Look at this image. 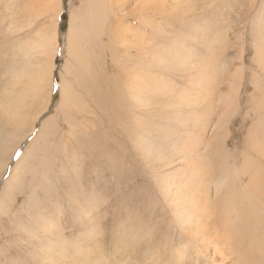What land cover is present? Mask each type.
I'll return each instance as SVG.
<instances>
[{
    "label": "rangeland",
    "instance_id": "1",
    "mask_svg": "<svg viewBox=\"0 0 264 264\" xmlns=\"http://www.w3.org/2000/svg\"><path fill=\"white\" fill-rule=\"evenodd\" d=\"M40 1L0 0V135L14 133L3 143L10 149L0 170V264H142L131 253L130 261L117 260L115 251L116 227L131 211L158 220L175 247L185 234L164 199L172 174L178 188L192 181L183 190L199 192L201 204L215 196L212 182L226 176L220 206L235 192L231 206L243 211H229L227 223L214 210L205 213L234 247L223 264H264V220L252 210L260 197L253 176L264 178L255 170L264 166V0H61L52 64V48L35 47L53 27L52 8ZM70 14L81 32L74 51ZM32 86L47 106L33 128H9ZM231 86L233 114L223 104ZM196 239L203 261L214 245ZM168 246L167 256L162 249L156 256L173 264Z\"/></svg>",
    "mask_w": 264,
    "mask_h": 264
},
{
    "label": "bare ground",
    "instance_id": "2",
    "mask_svg": "<svg viewBox=\"0 0 264 264\" xmlns=\"http://www.w3.org/2000/svg\"><path fill=\"white\" fill-rule=\"evenodd\" d=\"M93 1L94 0H92V2ZM103 1H105V0H103ZM89 2L91 3V1H89ZM97 4H98V1H97ZM39 5L45 11L49 10V8H52V13H53V23L52 24H53V27H52V31H50V32H48V30H47V32L42 31L41 37H39L36 40V42H35V47H36V49L38 51H42V52H45L44 50L46 48H50L51 47L52 48V54H53V56H52L51 53H50V55L52 56V58H51V64H52L53 63V59H54V53L56 51L57 42H58V41H56L57 35H58V21H57V16L60 13L61 0H42V1L39 2ZM26 6H28V4H26ZM29 6L31 8H34L35 7L37 11H38V9H40L39 6H38V2L37 3L30 2ZM93 10H95V9H93ZM43 13H44V11H43ZM91 13H93V12H91ZM96 13H97V11H96ZM71 14H70V16H71ZM95 14L93 13L94 16H95ZM79 16H82V14L79 15ZM69 18H71V20H70V24H69V28H68L67 38H68V42L71 44V46L69 47V50L71 51V49L73 50L75 48V45H76L75 43L77 42V39H78L76 32H79L77 30V28H79V26H78L79 20H77V17L75 15H72ZM114 27L117 28L118 26H114ZM50 29L51 28H49V30ZM121 29H122V27H121ZM79 33H81V32H79ZM69 50L67 49V51H69ZM74 56L72 58L74 59V61H76L75 59L76 58L78 59L79 57L76 56V58H75ZM50 66L51 65H49V69H48V73H47V85H48L49 79L51 80V72H52V70H51V67ZM141 69L142 68L140 67V70ZM138 74H139V71H138ZM132 75L133 74H131V77H132ZM130 79H132V81H133V79H135V78L133 77V78H130ZM141 79L139 80V81H141V84L143 86L146 85L145 84L146 77L143 78L142 80ZM130 82H131V80H130ZM63 83H64V81H63ZM128 85L130 86L129 83H128ZM10 87H12V84H11ZM69 87L71 88L70 85L68 86V89H69ZM133 87H136V86H133ZM140 87H142V86H140ZM130 88H131V86H130ZM9 89H11V88H9ZM128 89H129V87H128ZM60 91H62L61 92L62 93L61 96H62L63 100H65L66 99V86L64 84L61 86V90ZM71 91H72V89H71ZM135 92L138 94L137 90H135ZM135 92H134V94H136ZM67 93L70 94L71 92L70 93L67 92ZM41 96L42 95L40 94V91H38L37 86H32V88H30V90L27 91L25 97L22 100L20 99L19 105L17 106L18 108H16V110L13 113L11 112L12 113L11 114L12 116L10 114H8V115H10V117L7 120V125L9 126V128H11V127L12 128H14V127L17 128L18 126H22V125H29L30 126L29 129L30 128H33L36 120L43 113V110L45 109V106H47V100L45 99V97H41ZM131 97H132V95H131ZM231 98H232V101L229 100ZM225 99L226 100H229L231 102H227V104H226V100H224L225 103H223L221 101V103L225 104V107L224 108L227 110V112L229 110L233 111V109L235 107V101H236V89H235L234 86H231L230 87V91L228 92V95L225 96ZM222 100H223V98H222ZM28 101L30 102V104L28 103ZM136 101H138V100H136ZM217 101H219V100H217ZM36 103H37V107L39 106V108H40L37 111H36V108L37 107L34 108V110L31 108V104L32 105H35ZM222 106H224V105H222ZM12 107H13V105H12ZM231 111L228 112V113H231ZM4 113H6V110H5ZM7 113H8V111H7ZM231 114H233V113H231ZM220 115H222V114H220ZM5 120H6V118H5ZM223 120H224V118H221V119L219 118V121L218 122H221L222 123ZM42 128H43V125H42ZM220 128H222V127H220ZM2 129H3V127H2ZM15 130L17 131V130H22V129L17 128ZM15 130H13V131H15ZM16 131H15V133H16ZM26 132H27V130H26ZM13 135H14V133L12 132V130L9 131L7 134H4L3 137H2V135H0V156H2L0 158V170H2V168H4L5 165H6V160L8 159L9 149H10V148H8V146L3 145V143L9 142L8 140L10 138H12ZM18 137L20 138V140H18L17 143H20L21 138H23V137H20V134H19ZM12 140H14V139H12ZM34 140H36V139H34ZM35 143H36V141H35ZM15 145L16 144L11 145V147H14ZM260 151H261V149H260ZM24 154H26V153H24ZM29 154H30V152H29ZM261 156H263V155H261ZM23 157H25V156H23ZM23 160H24V158H23ZM20 161L18 162L19 163L18 164V167L20 166V163H21ZM255 163H257V162L255 161ZM15 166H14V168H17V164ZM234 166H235V164H234ZM243 166H246V164L243 165ZM243 166L239 167V169L237 167H235V169H238L240 171ZM14 168H13V171H14ZM208 169H211L210 165H209V167H207V170ZM232 169H233V167H232ZM255 170L258 171L257 173H259L261 175L262 174L264 175V166L261 165L260 163L259 164H256ZM13 173L14 172H12V175H13ZM237 173H238V171H237ZM243 174H244V172H243ZM253 174H255V171H253L252 175ZM16 175H17V173H16ZM170 176H171V178H169ZM170 176H168L169 181L166 184H164V189H163L164 199H166L167 204L170 206V212L173 215L172 218H173V220L176 223L175 226L179 229L177 231L178 232H181L180 234H185V238L176 241L175 242V247L173 246L171 248V247L168 246V244H170V243L169 242L167 243V241H168L167 240V237L166 238L164 237V239H163V237L161 235L162 232L157 229V227L159 225L158 220H154L153 219L154 220L153 221L152 218H150L149 216H144L139 211H131L130 213L129 212L127 213L125 219L119 221L118 226L116 227V231H115V235L114 236H116L115 251L117 253V260H120V261L121 260H124L126 262L127 261H130V260L127 259V256H128L129 253H131V255L132 254L137 255V256L134 257L136 259H134L133 257H131V258H133L135 260L136 263H142V264H164V262L160 258H158L156 256V252H157L158 249H162L163 254L167 256V254H165V253H166L167 246H168L169 247V251H171V252H172V250L174 248V254H172V257H173L172 263L173 264H198L199 262H204L203 264H223L224 260L229 257V255L231 254V250L234 249V247L231 248V245H229L228 242L225 240V238H224L225 235L223 233L222 228H219V229L218 228L211 229V227L209 226V224L207 222V217H209L207 214H209L210 210H214L215 213L224 215L223 216L224 217L223 219H225V222L227 223L228 218H229V215H230L229 214V211H231V210L233 211L234 210V212H235L234 215H236V216H238L241 213L240 211H243L242 210L243 208L242 209H240L238 207L235 208L234 205H233V207H234L233 208L231 206L232 203L233 204H236V201H233V199H232V195L235 192L226 193L225 194V197H226V199L228 201H225V203H224L225 206H220V202L221 201L217 198V196L219 195L220 197H224L220 193V191H221L222 186H223L222 183L224 181H227V180H223L226 176L221 175L220 178H218L217 180H215V181L212 182V184H214L215 185V188H216V192L214 193L215 196L212 199H209L208 197H206V199L204 200L203 204H201L199 202V199H198V197L200 196L199 192H195L192 195H190V194H188L187 191L183 190V188L188 187L189 185L192 184V181H190V179L189 180L186 179L185 181H182V183L185 182V184L182 185V187L178 188L179 185H178V182H177L176 174H174V175L172 174ZM255 176H257L258 179L257 178L255 179V181H256L255 185L256 186H254L255 188L253 187L254 188L253 192H254V195L255 194L257 195L256 198H258V196H260V197L258 198V200L255 201L254 200L255 198L250 193L247 194V195H250L251 197H253V199H252L249 196L253 201H255L254 203H256V205H254V206H256L257 209L254 206H252V207H254L252 210L258 211L259 212V215H260L259 220L260 221H263L264 220V178H259V176L257 174H255L253 177H255ZM225 179H228V178H225ZM17 180H18V178H17ZM212 180L213 179H211V181ZM7 181H8V179H7ZM14 182H16V181H14ZM10 186H12V185H9L8 188H10ZM180 186H181V184H180ZM224 187L226 188V186H224ZM250 191H252V190H250ZM246 193H248V192H246ZM234 195H233V198H234ZM236 195H238V194H236ZM249 197H247V198L249 199ZM234 199L237 200L238 197H236ZM183 202H185L186 205H190V206H188V208H186V209H182L183 208ZM241 204L242 203H239V205H241ZM229 206H230V208H229ZM236 206H238V204ZM90 210H93V208H91ZM205 213H207V214H205ZM248 216H250V215H248ZM230 218H232V216ZM150 220H152V221H150ZM95 223H96V221H95ZM52 226L54 227L55 225H52L51 224L50 227H52ZM233 226H236V225L234 224ZM216 230H217V233H215L213 236H211L210 234L212 232L216 231ZM235 230H236V228H235ZM158 231H159L160 234L158 233ZM243 231H245V230L243 229ZM95 232L98 233L99 232L98 229H96ZM155 232H156V235L155 236H152ZM96 236H98V235H96ZM198 236H200V238H201L202 245L203 244H206L207 246H209L208 244H213L214 245V247H211L212 248V253L211 254H208V256L204 254L203 261L201 260V256H200L203 251L201 250V247L198 246V244L194 241V240L198 241L196 239ZM229 236H231V235H229ZM234 236H236L235 233H234ZM241 241L243 242L244 240L242 239ZM234 244H235V242H234ZM148 246H150V248H148ZM140 251H142V254H140ZM205 251H207V249H205ZM234 261H237V259L233 260L231 263L234 264Z\"/></svg>",
    "mask_w": 264,
    "mask_h": 264
},
{
    "label": "snow or ice",
    "instance_id": "3",
    "mask_svg": "<svg viewBox=\"0 0 264 264\" xmlns=\"http://www.w3.org/2000/svg\"><path fill=\"white\" fill-rule=\"evenodd\" d=\"M52 87H53V89H55V90H57V91H58V85H56V84H53V85H52Z\"/></svg>",
    "mask_w": 264,
    "mask_h": 264
}]
</instances>
